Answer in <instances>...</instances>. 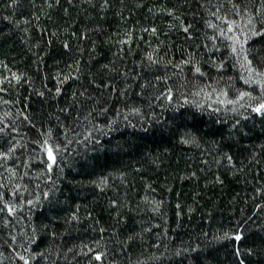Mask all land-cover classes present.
Segmentation results:
<instances>
[{"label":"trees","instance_id":"obj_1","mask_svg":"<svg viewBox=\"0 0 264 264\" xmlns=\"http://www.w3.org/2000/svg\"><path fill=\"white\" fill-rule=\"evenodd\" d=\"M261 23V0H0V264H264Z\"/></svg>","mask_w":264,"mask_h":264},{"label":"snow or ice","instance_id":"obj_2","mask_svg":"<svg viewBox=\"0 0 264 264\" xmlns=\"http://www.w3.org/2000/svg\"><path fill=\"white\" fill-rule=\"evenodd\" d=\"M58 2H59V0H57V3H58ZM106 5H107V0H105V6H106ZM233 7H236V6L233 5ZM261 8H264V0H261ZM229 28H231V25H230V24H229ZM151 31H152V32H155L156 29L153 28ZM184 31L187 33V32H188V28H185ZM250 31H251V35H252L253 37L260 36L262 33H264V23H261V24L259 25L258 28H255V27L252 28ZM249 38H250V37H246V39L244 40V43H245V44H247ZM64 47H65V48L68 47L67 43L64 44ZM262 49H264V42H261V44H260V48H259V49H250V50H251V51H256V52L258 53L257 59L259 60V62L264 63V56L259 55V53H260V51H261ZM233 51H235V48H233ZM148 59H149V61H151L152 63H155V61H153L151 55L148 56ZM245 59L247 60L248 64H250V65L252 64V61H251L250 59H248L247 51H245ZM182 63L188 64V63H191V61L185 60V61H183ZM177 66H179V65H177ZM102 68H103V69H108V65H102ZM109 71H116V69H115V68H112V69H109ZM194 71H195L196 73H200V72H201V69H200V67H195V68H194ZM17 79H18V78H17ZM99 86H102V87H111L110 83H105L103 79H101V81H100V85H99ZM261 86L264 87V83H262ZM56 91H57V93H59L61 90H60V88H57ZM40 95H43V93H40ZM73 95H75V93H73ZM241 95H245V93H241ZM170 97H171V93H170V91H169V98H170ZM103 110L106 111V109H103ZM131 110H132V111H139L138 108H133V109H131ZM62 111H67V109H62ZM252 111H253L254 113H256L257 115L264 116V100H261L259 103H257V104L255 105V107H253ZM238 123H239V121H237V124H238ZM15 130H16L15 128L12 129V131H15ZM3 131H4V129H0V132H3ZM50 131H51V130H49V133H50ZM45 135H47V134H45ZM4 139H5V137L0 136V141H2V140H4ZM184 142H185V143H188L189 141L185 140ZM16 147H17L16 144H12V145L8 148L7 152H5V151H0V158H5V159L8 158L9 154H10V153H13L14 150L16 149ZM42 147L45 149V154H46L47 161H48V163H47V169H48V171L50 172V171L52 170V165L55 163V159H56V156H55V153H54V149H53V146L50 145V144L48 143V140H47V139H45V140L43 141V145H42ZM56 147H59V146L57 145ZM225 157H226V159H228L229 163L232 162V157H231V156H228V155L225 153ZM48 179L50 180L51 177L49 176ZM17 187H19V185H18ZM49 194H50L49 192H44V193H43V195H44L45 197H48ZM27 203L31 205V204H33V200H28ZM113 203H115V202H113ZM256 207L259 208L260 206L257 205ZM4 210H5V209L0 208V212H2V211H4ZM6 210H7L9 213H13V212L15 211V208H14L11 204H7V205H6ZM76 218H77V217H76V213L73 212V213H72V216H71V219H76ZM33 231H35V230H33ZM102 231H103V229H102ZM52 235H55V233L53 232ZM225 235L227 236V234H225ZM32 239H33V241H34L35 237H33ZM129 239H131V237H129ZM235 239H236V240H240V239H242V235H241L240 232H237V233L235 234ZM30 242H32V241H30ZM197 247H199V246L197 245ZM191 250H192V251H195L196 249L193 248V249H191ZM187 251H189V249H184V252H187ZM247 251H248V252H252V249H247ZM181 254H182V253L178 250V251H177V255H181ZM17 255H19V254H17ZM19 258H20L21 260L24 261V264H28V261H27V259H25L24 256H19ZM96 258H97V259H100V255L97 254Z\"/></svg>","mask_w":264,"mask_h":264}]
</instances>
